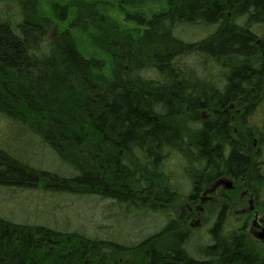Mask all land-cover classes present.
I'll return each instance as SVG.
<instances>
[{
	"label": "trees",
	"instance_id": "16d2710c",
	"mask_svg": "<svg viewBox=\"0 0 264 264\" xmlns=\"http://www.w3.org/2000/svg\"><path fill=\"white\" fill-rule=\"evenodd\" d=\"M17 1L20 21L0 17V115L25 124L71 163L76 173L69 180L79 192L147 210L160 203L164 209L180 195L165 171L172 159L192 184L193 203L216 177L231 175L248 182L239 185L249 188L264 212L260 121L248 111L240 133L231 134L227 114L207 118L201 113L238 97L252 107L262 97L264 0H154L164 1L167 9L150 17L129 14L143 28L136 33L88 0L54 3L48 14L41 12L38 0ZM118 1L132 6L151 0ZM68 6L75 8V17L68 28L56 31L46 51L56 21L68 19ZM74 28L88 31L92 44L107 53L109 72L101 58L81 53ZM184 29L204 34L190 37ZM6 157L10 162L0 161L1 184H34V169ZM130 179L145 181L141 189L154 200L142 197ZM220 213L209 228V240L201 243L183 229V214H166L169 219L159 232L167 233L168 241L155 243L149 264H264L247 224L229 229ZM59 236L78 237L92 246L99 242L0 216V264H35L32 258H47L42 246ZM33 250L40 254L33 256Z\"/></svg>",
	"mask_w": 264,
	"mask_h": 264
},
{
	"label": "rangeland",
	"instance_id": "374dc122",
	"mask_svg": "<svg viewBox=\"0 0 264 264\" xmlns=\"http://www.w3.org/2000/svg\"><path fill=\"white\" fill-rule=\"evenodd\" d=\"M38 1L41 12L48 14L51 13L49 10L52 4L58 3L67 6L75 0ZM88 1L97 3L98 8L120 27L135 33L143 28L135 21L128 19L129 14L140 13L150 17L154 13L167 9V4L164 1L151 0L132 6L121 5L118 0ZM0 17L15 23L20 21L23 15L19 2L17 0H0ZM74 17L75 8L70 6L68 19L64 22L56 21V28H53L47 36L46 51H50L49 44L55 38L56 31L68 28ZM183 31V34L190 37H195L199 33V35L204 34L197 29H184ZM71 33L81 53L87 57L101 58L106 63V69L109 72L111 67L109 56L92 44L89 32L74 28ZM87 132L88 130L85 133ZM89 133L93 134V132ZM65 145L69 147L72 144L65 143ZM84 147L81 146V150ZM6 156L34 169L37 179L34 184L30 185L0 183L1 217L17 224L44 226L64 235L81 234L99 241L92 246L78 237H56L52 244L38 245V249L42 246L43 254L47 258H32V261L36 262L35 264H62L64 258H67V261L71 259L69 264L82 263L84 259L93 260L98 264H123L124 262L128 264L131 263L130 261L141 264L146 253L145 248L138 243L149 236L152 237L157 232L160 233V229L169 219L165 217V214L176 213L182 208L188 210L191 207V218L183 229L189 228L194 239L200 243L209 240V228L223 204L231 203L232 220H229V225H235L236 220L248 219L251 221L252 219L251 213H243V211L253 205L255 199L252 198L253 195L250 191L242 196L248 187L237 183L230 190L225 188L226 184H224L216 195L205 194L197 204L191 205L185 196L188 192L186 184L188 181L185 179L182 166L172 159L167 163L165 171L171 175L180 195L176 196L174 202L169 206H167L168 204L163 205L164 209H159L160 203L153 204V210L150 209L149 203L148 209L150 210H147L143 205L131 206L103 195L79 192L78 187L69 180L76 173L71 163L64 161L41 135L27 129L25 124L0 115V161L10 162ZM83 156L86 158V153H83ZM102 157L104 161L107 160L103 155ZM87 159L90 160L88 157ZM47 172L56 175L57 179L48 178ZM22 174L24 175L23 172H21ZM132 180L129 181L134 190L138 192L141 190L142 197H147L146 199L150 201L154 200L152 195H148L141 189V184L145 181ZM250 196L252 197L250 198ZM256 207L262 214L261 208ZM168 238L167 233H160L157 238L152 240L156 246H162L168 241ZM112 243H117L118 249H115ZM252 245L259 248L264 255L262 244L254 242ZM32 254L35 256L40 253L33 250Z\"/></svg>",
	"mask_w": 264,
	"mask_h": 264
},
{
	"label": "flooded vegetation",
	"instance_id": "af4514ba",
	"mask_svg": "<svg viewBox=\"0 0 264 264\" xmlns=\"http://www.w3.org/2000/svg\"><path fill=\"white\" fill-rule=\"evenodd\" d=\"M261 96L262 97L260 99H255L254 100V104H253L252 107H249V101L246 98L238 97L236 99L230 100V102L227 105L220 106V108H216L213 111H210V113L205 111V110L201 111V113H202L203 117H207V118L213 117L215 115V113L216 114H227L228 115V119H229V123L233 127L232 130H231V134H239L240 133V131L238 130L239 123L247 115L246 113L248 111H252L253 114H252V118L251 119L256 118V119H258L260 121V129H261L262 133L264 134V82L262 84ZM257 103H259V105H257ZM246 119H249V118H246ZM242 134L245 135L247 133H245L243 131ZM260 159L262 160L263 165H264V152H263V157H261ZM224 179H229V180H232V182H233L232 188H227L229 190L233 189L235 187V183H237V184H239L241 182H243L244 184L248 183L246 180L244 181L243 179L242 180H237L236 178H234L231 175H225V176L221 175L219 177H216L215 180L211 183V187L209 189L214 187V189L212 191H209V189H207V190H205V191H203V192H201L199 194H196V199H197L196 202L193 203L190 200V198H189V195H190V192H191V185H192L190 182L186 183L188 185V187H187L188 188V192L186 193L185 196H186L187 200L189 201V203H191V205L197 204L202 199V196L205 195V194L210 195V196L211 195H216L218 193V190H220L221 187L224 186V184H225L223 182ZM224 187L226 188V186H224ZM248 192H249V190H248V188H246L245 191L242 193V196L248 194ZM251 197L252 196H250V198ZM252 198L255 199L254 196ZM263 201H264V197H263ZM230 204L231 203L223 204L220 207V209H219V211H218V213L216 215V218L219 215L222 214V213H220V211L222 210V211H224V217H227L228 222H229V220H232L231 219L232 214H231V205ZM250 207L247 208L246 210H244L243 213H251L252 214L251 221H249L248 219L242 220V221L241 220H236L235 224L237 226H240L242 224H247L246 230L250 234V236L252 237L254 242L257 243V244H262L264 246V242L257 241L254 238V236H253V232H255L256 230H261L262 228H264V212H262V214H260L261 211L257 209L255 203L253 204L254 208L252 210H250ZM178 212L184 215V217H183V218H185V222L184 223H187V221L191 218V207H189L188 210L180 209V210L176 211V213H174V212H170V213L173 214V216H172L173 218H176V216L178 215ZM256 215H257L258 222L254 226L253 225V221H254V218H255ZM165 217L167 218L168 215L165 214ZM228 227H229V229H233L232 224L231 225L228 224ZM186 230H188L191 233V235H193L189 228L188 229L186 228ZM193 237H194V235H193ZM152 239H153V235H152V237L149 236L146 239V241H145L146 242L145 243L146 256L143 258V262L141 264H149L150 263L149 252L154 249V245H155V243L153 242ZM141 243L142 242H140L138 244L141 245ZM106 244H108V243H106ZM112 244H113L112 246L115 249H118L117 247L119 245H117V243H112ZM70 262H71V259L69 261H67V258L62 259V264H66V263L69 264ZM130 262L131 263H128V264H136V262H134V261H130ZM78 264H98V262L94 263L93 260H88L87 261V260L84 259V260H82V263H78ZM123 264H127V263L124 262Z\"/></svg>",
	"mask_w": 264,
	"mask_h": 264
},
{
	"label": "water",
	"instance_id": "95a60500",
	"mask_svg": "<svg viewBox=\"0 0 264 264\" xmlns=\"http://www.w3.org/2000/svg\"><path fill=\"white\" fill-rule=\"evenodd\" d=\"M223 182L226 184V188H232V186H233L232 180L224 179ZM213 189H214V187L209 189V191H212ZM253 208H254L253 205H251L250 210H252ZM257 222H258V219H257V215H256L254 218V221H253V225L255 226V224H257ZM253 236L257 241L264 242V228H262L261 230H256L255 232H253Z\"/></svg>",
	"mask_w": 264,
	"mask_h": 264
}]
</instances>
